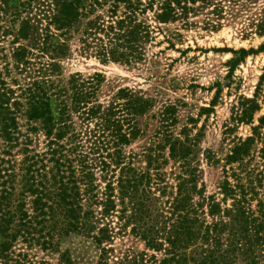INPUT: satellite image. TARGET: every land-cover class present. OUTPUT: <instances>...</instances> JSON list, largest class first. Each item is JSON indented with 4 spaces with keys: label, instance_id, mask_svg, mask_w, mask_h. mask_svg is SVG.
Wrapping results in <instances>:
<instances>
[{
    "label": "trees",
    "instance_id": "obj_1",
    "mask_svg": "<svg viewBox=\"0 0 264 264\" xmlns=\"http://www.w3.org/2000/svg\"><path fill=\"white\" fill-rule=\"evenodd\" d=\"M10 4L0 0V264H52L19 252L16 244L57 251L64 236L88 234L97 223L104 224L98 229L103 239H110L113 216L161 258L125 255L112 264H264V147L252 164L253 140H241L225 158L218 193L207 195L204 184L199 188L197 139L188 134H166L174 164L169 172L163 170L166 158L147 157L144 170L127 161L123 147L136 136L137 118L150 104L141 92L123 90L117 101L103 105L94 80L76 75L68 87L55 80L80 18L104 11L83 31L84 51L137 64L145 61L161 24L190 26L192 17L216 8L214 0H24L17 9ZM10 37L9 61L2 43ZM12 66L22 79L13 76ZM239 106L237 120H246L257 103L244 99ZM32 122H39L46 138L41 152L31 149ZM94 206H102L101 212ZM110 252L104 249L103 257ZM56 264L74 263L65 254Z\"/></svg>",
    "mask_w": 264,
    "mask_h": 264
},
{
    "label": "rangeland",
    "instance_id": "obj_2",
    "mask_svg": "<svg viewBox=\"0 0 264 264\" xmlns=\"http://www.w3.org/2000/svg\"><path fill=\"white\" fill-rule=\"evenodd\" d=\"M23 1L11 0L10 6L17 9ZM214 2L216 8H207L192 17L190 26L182 22L161 24L156 41L148 47L145 61L137 64L115 62L84 51L80 41L83 31L104 11L82 17L70 30L69 47L59 58L61 70L55 77L62 87H68L76 75L83 80H94L97 102L103 105L117 101L123 90L141 92L150 104L137 118L136 136L123 147L127 161L144 170L147 157L158 162L166 158L163 170L169 172L174 164L168 160L166 134L182 138L188 134L197 139L199 188L204 184L207 195L218 193L224 180L225 158L241 140H253L251 153L256 158L252 164L259 162V151L264 147V126H260L264 117V0ZM209 20L218 22L219 26L211 27ZM12 40L10 37L2 43L9 61ZM12 70L13 76L22 79L13 66ZM244 99H254L257 107L248 119L237 120L236 111L240 110L239 103ZM19 121L25 132L26 120L20 117ZM28 132L31 149L44 150L46 138L39 122H32ZM175 172L178 174L180 168ZM99 185L103 192V182ZM259 192L264 195V188ZM93 208L97 213L102 210V206ZM108 219L110 239H103L98 229L104 224L97 223L98 229L88 234L78 232L64 236L57 251L43 250L21 241L15 248L52 264L65 254L74 264H103L105 261L112 264L120 256L142 253L161 258L129 227H120L117 218ZM104 249L112 252L103 257Z\"/></svg>",
    "mask_w": 264,
    "mask_h": 264
}]
</instances>
